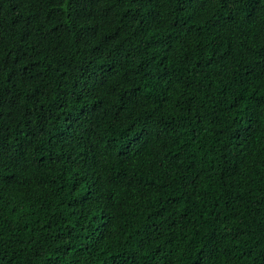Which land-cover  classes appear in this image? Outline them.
<instances>
[{"label":"trees","instance_id":"1","mask_svg":"<svg viewBox=\"0 0 264 264\" xmlns=\"http://www.w3.org/2000/svg\"><path fill=\"white\" fill-rule=\"evenodd\" d=\"M0 264H264V0H0Z\"/></svg>","mask_w":264,"mask_h":264}]
</instances>
